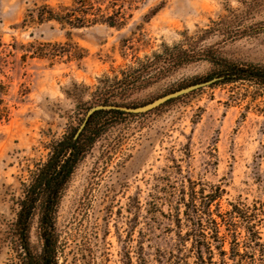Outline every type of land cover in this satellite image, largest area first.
<instances>
[{"label":"rangeland","instance_id":"rangeland-1","mask_svg":"<svg viewBox=\"0 0 264 264\" xmlns=\"http://www.w3.org/2000/svg\"><path fill=\"white\" fill-rule=\"evenodd\" d=\"M69 3L0 0V79L8 84L10 108L8 121L0 124V218L12 216L9 196L23 168L43 159L44 144L75 124L91 103L99 77L161 44L178 42L184 32L206 28L225 9L239 5L237 0H129L121 27L71 28L28 16L44 4L59 8ZM254 21L260 28L253 34L226 41L211 36L203 43L214 44L232 61L264 65V8ZM45 42L60 43L44 47L57 56L25 51L29 43ZM67 50L84 56L68 57ZM212 69L207 61L188 64L133 100L147 103L205 81ZM188 181L196 188L219 185L222 209L228 202L264 203V90L246 82L204 85L147 114L125 117L97 140L59 202L60 263L138 264L140 247L154 263L157 250L168 251L174 242V223L161 215L167 212L164 195ZM257 228L264 244V219ZM32 241L37 244L35 235ZM5 257L0 252V264H6Z\"/></svg>","mask_w":264,"mask_h":264},{"label":"trees","instance_id":"trees-1","mask_svg":"<svg viewBox=\"0 0 264 264\" xmlns=\"http://www.w3.org/2000/svg\"><path fill=\"white\" fill-rule=\"evenodd\" d=\"M69 1L68 6L59 8L41 5L28 16L38 23L53 20L71 28L95 24L121 27L127 18L125 4L129 0ZM237 1L239 5L225 9L226 13L219 21H211L206 28L190 35L184 32L178 42L161 44L149 55L136 57L116 73L103 74L97 79L89 94V106L83 109L75 124L69 123L59 137L51 138L44 144L47 150L45 157L31 161L23 168L24 176L10 193L12 216L0 218V252L5 253L6 264H61L56 212L78 164L97 140L125 117L147 114L195 89L144 112L97 109L86 118L76 133L89 107H137L146 104L135 103L133 96L181 67L197 61H207L212 66L206 80L213 77L217 79L209 85L246 82L264 90V65L232 61L223 56L214 44L203 43L207 37L232 40L253 34L260 28L254 18L264 8V0ZM25 21L23 19L22 24ZM56 45L60 43L45 42L36 46L29 43L25 51L32 56L53 58L57 53L52 49L47 51L44 47ZM65 54L75 59L84 56L81 51L70 54L67 50ZM7 90L8 84L0 79V124L7 122L10 117V108L5 99ZM196 184L188 181L187 186L172 188L165 193L163 204L167 212L161 211V215L174 223L172 248L168 251L157 250L152 263L140 247L136 251L138 264H264V244L257 228L264 219V203L247 205L228 202V208L222 209L220 199L223 189L219 185L208 184L205 188L199 184L196 188ZM32 235H35L37 244L32 241ZM128 264H131L130 261Z\"/></svg>","mask_w":264,"mask_h":264},{"label":"water","instance_id":"water-1","mask_svg":"<svg viewBox=\"0 0 264 264\" xmlns=\"http://www.w3.org/2000/svg\"><path fill=\"white\" fill-rule=\"evenodd\" d=\"M216 79H217V77H213V78H211L209 80H206V81L194 83V84H191V85L176 89L174 91H171L169 93L161 95V96L153 99L152 101H150V102H148L146 104H143V105H140V106H137V107L113 106V105H93V106L89 107L88 110L86 111V113L84 115V119L81 122L80 126L78 127L76 133L81 129V127L83 126L86 118L93 111H95L97 109H100V108H117V109H121V110L128 111V112H144V111H147V110H149V109H151V108L163 103L164 101H166V100H168L170 98H173V97L179 96L181 94L187 93V92H189V91H191L193 89H196L198 87H201V86H204V85H209L210 83H212Z\"/></svg>","mask_w":264,"mask_h":264}]
</instances>
